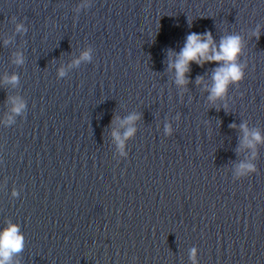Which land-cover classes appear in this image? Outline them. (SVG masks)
I'll return each instance as SVG.
<instances>
[{"label":"water","instance_id":"95a60500","mask_svg":"<svg viewBox=\"0 0 264 264\" xmlns=\"http://www.w3.org/2000/svg\"><path fill=\"white\" fill-rule=\"evenodd\" d=\"M192 33L239 37L211 101ZM10 226L9 264H264V0H0Z\"/></svg>","mask_w":264,"mask_h":264},{"label":"clouds","instance_id":"9594fccd","mask_svg":"<svg viewBox=\"0 0 264 264\" xmlns=\"http://www.w3.org/2000/svg\"><path fill=\"white\" fill-rule=\"evenodd\" d=\"M18 30H21L19 26ZM212 43V39L207 33L204 34L203 38L196 33L189 34L174 64L177 83H184V73L188 70L189 62H195L197 64L204 61L224 62L213 73L212 78L214 83L210 90V101L223 95L228 83L238 81L243 75L241 70L242 66L234 62L235 56L239 51V37L231 36L225 38L221 41L219 52L213 47L211 50L212 54L209 55V47ZM83 58L87 59V53H84ZM61 75H63V72H61ZM15 79V77H12V80ZM22 107L23 105H18L15 111H19ZM135 118V116H131L128 118L127 122ZM167 130L166 126V131ZM131 132L132 130L129 129L125 135H130ZM253 137L257 141L259 140L258 134L254 133ZM241 167H245V165H241ZM247 167H251V165ZM17 233L18 228L15 226H10L0 233V264H9L11 253L19 251L22 248L23 238Z\"/></svg>","mask_w":264,"mask_h":264}]
</instances>
